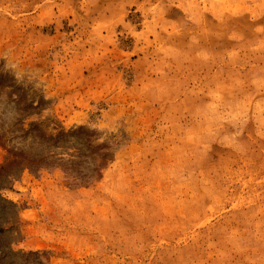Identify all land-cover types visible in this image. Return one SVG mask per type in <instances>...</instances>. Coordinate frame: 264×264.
Here are the masks:
<instances>
[{
	"label": "rangeland",
	"instance_id": "374dc122",
	"mask_svg": "<svg viewBox=\"0 0 264 264\" xmlns=\"http://www.w3.org/2000/svg\"><path fill=\"white\" fill-rule=\"evenodd\" d=\"M5 50L51 97L0 59L3 264H264V0H0ZM109 105L131 136L104 177L115 151L80 117ZM237 117L239 147L212 144L177 183L202 130ZM50 188L78 197L71 214Z\"/></svg>",
	"mask_w": 264,
	"mask_h": 264
},
{
	"label": "clouds",
	"instance_id": "9594fccd",
	"mask_svg": "<svg viewBox=\"0 0 264 264\" xmlns=\"http://www.w3.org/2000/svg\"><path fill=\"white\" fill-rule=\"evenodd\" d=\"M0 59L6 61L2 71L10 72L16 78L18 83L32 84L35 88L42 89L46 93V98L51 97L49 95V85L43 77L40 69L22 67L21 62L13 58L11 50H5L3 53H0ZM89 111L95 112L96 108L88 110L84 116L80 117V120L82 121L80 124H88L91 129L100 133L96 143H103L105 140H108L115 151V160L110 162L108 167L103 170L105 177V175L113 169L114 165L119 164L120 167L124 165L126 160L125 154L127 153L130 142L122 141L120 129L125 127V130L131 136V127L128 120L115 111L114 106L109 105L108 109L102 111L101 115L94 121L88 119ZM0 115L5 119H9V121L15 119V115L10 114L9 112L0 113ZM241 119L242 117H237L236 122L229 125L232 129L231 133L219 131L211 127H205L202 130L200 148L185 153L184 162L179 168L172 172L173 179L177 183H183L195 179L198 175L197 170L208 159L211 146L214 143L220 144L223 147L238 148L239 144L237 141L240 134L239 129L241 127ZM120 167L116 169L117 172H119ZM60 180L63 182L65 181L63 173ZM71 192L72 191H62L59 188H50L46 194L51 206L58 214H71L76 208V200L78 197L72 195Z\"/></svg>",
	"mask_w": 264,
	"mask_h": 264
},
{
	"label": "trees",
	"instance_id": "16d2710c",
	"mask_svg": "<svg viewBox=\"0 0 264 264\" xmlns=\"http://www.w3.org/2000/svg\"><path fill=\"white\" fill-rule=\"evenodd\" d=\"M7 174V171L4 169V167H2V169L0 170V175H6ZM9 176V174H8ZM3 184L0 183V189L3 188ZM0 200L1 201H4V202H7L9 204H15L13 201L3 197L1 194H0ZM12 254V255H15L17 253V251H15L14 249H12L11 246H7V245H4V243L0 244V264H3V262L6 260L7 256H9V254ZM12 261L10 260L9 261V264L11 263ZM37 264H44L42 261L38 260L37 261Z\"/></svg>",
	"mask_w": 264,
	"mask_h": 264
}]
</instances>
